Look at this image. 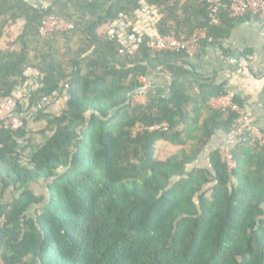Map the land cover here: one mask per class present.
<instances>
[{
	"label": "trees",
	"instance_id": "16d2710c",
	"mask_svg": "<svg viewBox=\"0 0 264 264\" xmlns=\"http://www.w3.org/2000/svg\"><path fill=\"white\" fill-rule=\"evenodd\" d=\"M142 8H153L158 35L209 22L201 0H0V38L23 21L0 49V94L24 85L29 69L40 77L16 104L20 125L0 122V264H264V147L239 138L231 170L219 148L200 159L237 113L189 106L175 81L188 72L185 54L153 52L145 40L120 54L99 33L120 17L134 26ZM52 13L73 27L41 37ZM228 13L204 46L228 32ZM154 70L172 79L167 93L134 102ZM158 141L181 149L159 160Z\"/></svg>",
	"mask_w": 264,
	"mask_h": 264
},
{
	"label": "crops",
	"instance_id": "0c3cea01",
	"mask_svg": "<svg viewBox=\"0 0 264 264\" xmlns=\"http://www.w3.org/2000/svg\"><path fill=\"white\" fill-rule=\"evenodd\" d=\"M36 5L47 6L51 0H29ZM143 9V8H142ZM153 10V8H151ZM141 11V10H140ZM138 11L136 27L147 30L148 35L157 34L154 22L143 19ZM154 11V10H153ZM23 21H18L6 29L0 38V49L9 47L12 41L20 33ZM107 24L99 29L103 34ZM5 41H9L8 44ZM230 59L240 60L242 67L238 68L230 62ZM185 68L187 73L175 77L176 83L181 90L189 97V106L203 104L214 97L212 93L217 89L225 92H232L236 96L244 97V110L252 115L255 123L264 129V20L245 16L234 19L228 28V32L219 37L217 45H203L198 54L187 58ZM29 82L39 84L40 77L35 70L27 71ZM150 87L144 94L136 93L133 101L145 103L147 97L165 95L172 79L165 73L154 70L146 77ZM207 114L203 112V116ZM237 140H230L229 133L217 131L208 142L207 147L200 154V159L205 160L211 149L222 146H232ZM164 149L167 155H159ZM181 149V146L172 145L166 141L156 143V157L159 160H166ZM169 151L173 153L168 154Z\"/></svg>",
	"mask_w": 264,
	"mask_h": 264
},
{
	"label": "built area",
	"instance_id": "2783aa9c",
	"mask_svg": "<svg viewBox=\"0 0 264 264\" xmlns=\"http://www.w3.org/2000/svg\"><path fill=\"white\" fill-rule=\"evenodd\" d=\"M207 6L209 22L208 26L196 28L189 36H178L174 31L170 30L164 35L155 34L148 35L147 30L136 26H131L124 17L119 20L107 24L104 36L110 39H115L121 45L119 49L120 54L127 51H132L145 40L146 46L153 52L168 51L173 53H183L185 56L193 57L199 53L204 41H211L209 35V27L219 24V14L222 9H228V16L231 19H239L245 16H252L264 20V0H201ZM143 19L148 22H154L157 15L151 8H143L139 12ZM73 26L70 22L56 14L45 15L39 27V34L41 37H50L56 32H64L71 29ZM230 62L235 64L238 68L242 67V62L236 59H230ZM142 83L139 88V94H144L150 87L145 77H141ZM38 83L27 81L24 85L18 87L12 92L10 96H3L0 94V122L4 121L6 126L16 128L20 125V120L14 114L16 104L19 100L25 98L30 91L35 89ZM232 92H225L219 96L212 97L209 100V105L215 109L225 110L229 109L237 113V118L232 125L229 132L230 140H238L239 138H249L252 143H256L264 147V129L256 125L255 119L248 114L241 102L244 97H238ZM166 128L167 124L155 125L149 127V130L158 128ZM140 130L136 127L135 131ZM219 153L222 161L227 165L228 169H233L236 162L233 158L231 148L222 146L219 148Z\"/></svg>",
	"mask_w": 264,
	"mask_h": 264
},
{
	"label": "rangeland",
	"instance_id": "374dc122",
	"mask_svg": "<svg viewBox=\"0 0 264 264\" xmlns=\"http://www.w3.org/2000/svg\"><path fill=\"white\" fill-rule=\"evenodd\" d=\"M5 43L6 44H8L9 43V41H5ZM45 104H47V102L45 103ZM63 104H64V101L61 99V100H59L58 102H55V103H53V104H51L50 105V109L53 111V112H59L60 111V109H61V107L63 106ZM160 150V149H159ZM171 153H173V151H169L168 152V154H171ZM159 155L161 154V156L162 155H167L166 154V151H164V149L162 150H160V153H158Z\"/></svg>",
	"mask_w": 264,
	"mask_h": 264
}]
</instances>
